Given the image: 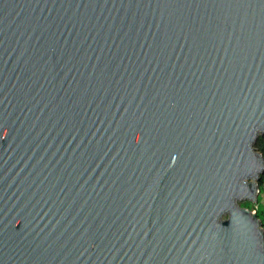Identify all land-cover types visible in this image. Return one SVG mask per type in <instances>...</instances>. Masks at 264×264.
<instances>
[{
	"label": "water",
	"instance_id": "obj_1",
	"mask_svg": "<svg viewBox=\"0 0 264 264\" xmlns=\"http://www.w3.org/2000/svg\"><path fill=\"white\" fill-rule=\"evenodd\" d=\"M259 135L264 0H0V264H264Z\"/></svg>",
	"mask_w": 264,
	"mask_h": 264
},
{
	"label": "trees",
	"instance_id": "obj_2",
	"mask_svg": "<svg viewBox=\"0 0 264 264\" xmlns=\"http://www.w3.org/2000/svg\"><path fill=\"white\" fill-rule=\"evenodd\" d=\"M254 150L258 151L263 157H264V135H259L256 139V141L253 144ZM259 187L261 185H264V174L261 176L258 182ZM261 213H263L262 210L257 211L256 215L258 218L262 220Z\"/></svg>",
	"mask_w": 264,
	"mask_h": 264
},
{
	"label": "rangeland",
	"instance_id": "obj_3",
	"mask_svg": "<svg viewBox=\"0 0 264 264\" xmlns=\"http://www.w3.org/2000/svg\"><path fill=\"white\" fill-rule=\"evenodd\" d=\"M260 189H261V192L258 195V201L260 202L261 206H263L262 192L264 191V185H261ZM240 206L241 207H246V208H252L254 206V202L249 201V200H243V201L240 202ZM261 217L264 219V212L261 213ZM223 218H225V216Z\"/></svg>",
	"mask_w": 264,
	"mask_h": 264
},
{
	"label": "built area",
	"instance_id": "obj_4",
	"mask_svg": "<svg viewBox=\"0 0 264 264\" xmlns=\"http://www.w3.org/2000/svg\"><path fill=\"white\" fill-rule=\"evenodd\" d=\"M261 192V189L259 187V193ZM262 197H263V206H261L260 202L257 200L254 203V206L252 208H248L251 212L254 211V213H256L259 210H262L264 212V191L262 192ZM262 208V209H261ZM260 219V218H259ZM261 220V219H260ZM262 223V229H263V233H264V219L262 218L261 220Z\"/></svg>",
	"mask_w": 264,
	"mask_h": 264
}]
</instances>
